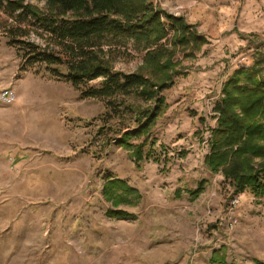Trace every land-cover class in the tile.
I'll use <instances>...</instances> for the list:
<instances>
[{"label": "rangeland", "instance_id": "374dc122", "mask_svg": "<svg viewBox=\"0 0 264 264\" xmlns=\"http://www.w3.org/2000/svg\"><path fill=\"white\" fill-rule=\"evenodd\" d=\"M150 1L184 18L208 44L181 61V75L163 92L168 108L144 148L159 162L138 165L116 143L135 128L133 119L110 116L104 102L81 99L44 69L17 74L20 59L2 29L11 19L0 7V85L17 96L0 105V264H210L214 252L226 264H264V197L233 196L204 165L203 146L224 82L242 67L264 80V0ZM25 2L45 11L41 0ZM141 63L132 53L114 66L133 73ZM107 178L138 191L118 208L130 217L107 216Z\"/></svg>", "mask_w": 264, "mask_h": 264}, {"label": "trees", "instance_id": "16d2710c", "mask_svg": "<svg viewBox=\"0 0 264 264\" xmlns=\"http://www.w3.org/2000/svg\"><path fill=\"white\" fill-rule=\"evenodd\" d=\"M41 1L45 11L25 0H0L11 19L2 29L20 59L19 74L44 69L52 79L69 84L81 99L104 102L110 116L127 115L135 128L121 132L117 145L137 165L146 160L158 163L144 148L156 120L168 108L163 92L181 75L177 69L181 61L195 59L207 39L184 18L169 15L150 0ZM30 35L40 43L31 41ZM132 53L142 56L137 71L115 70L116 57ZM95 82L99 83L92 85ZM221 94L213 108L217 117L204 165L229 183L233 196L249 192L262 198L264 80L254 67H242L224 82ZM141 104L146 108L140 109ZM140 139L141 143H133ZM202 191L200 184L189 194L196 198ZM102 195L112 208L107 216L118 219L130 217L118 208L140 196L125 181L112 178L105 180ZM210 264H226L224 255L214 252Z\"/></svg>", "mask_w": 264, "mask_h": 264}, {"label": "built area", "instance_id": "2783aa9c", "mask_svg": "<svg viewBox=\"0 0 264 264\" xmlns=\"http://www.w3.org/2000/svg\"><path fill=\"white\" fill-rule=\"evenodd\" d=\"M16 100H17L16 93L12 89H9V88L0 89V105H12L16 102ZM208 139L209 138H207L203 141L204 147L208 146ZM236 205H237V200L232 199L230 201V206H229V215L234 210ZM230 225L232 227L234 224L230 223Z\"/></svg>", "mask_w": 264, "mask_h": 264}, {"label": "crops", "instance_id": "0c3cea01", "mask_svg": "<svg viewBox=\"0 0 264 264\" xmlns=\"http://www.w3.org/2000/svg\"><path fill=\"white\" fill-rule=\"evenodd\" d=\"M18 75H19V72L17 73ZM23 76V75H22ZM4 84V83H3ZM12 85V84H11ZM4 86H6V85H0V88H2V89H5V88H9V87H4ZM220 88H222V86L220 87ZM221 92V89L219 90V92L218 93H220ZM218 93H217V95H218Z\"/></svg>", "mask_w": 264, "mask_h": 264}]
</instances>
